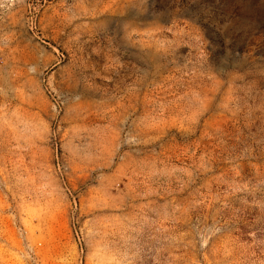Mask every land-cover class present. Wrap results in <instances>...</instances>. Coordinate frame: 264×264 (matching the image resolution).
<instances>
[{
    "label": "rangeland",
    "instance_id": "374dc122",
    "mask_svg": "<svg viewBox=\"0 0 264 264\" xmlns=\"http://www.w3.org/2000/svg\"><path fill=\"white\" fill-rule=\"evenodd\" d=\"M0 264H264V0H0Z\"/></svg>",
    "mask_w": 264,
    "mask_h": 264
},
{
    "label": "built area",
    "instance_id": "2783aa9c",
    "mask_svg": "<svg viewBox=\"0 0 264 264\" xmlns=\"http://www.w3.org/2000/svg\"><path fill=\"white\" fill-rule=\"evenodd\" d=\"M2 89L0 88V91H1Z\"/></svg>",
    "mask_w": 264,
    "mask_h": 264
}]
</instances>
